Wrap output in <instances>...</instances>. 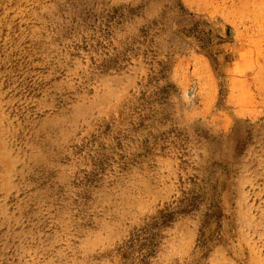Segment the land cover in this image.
Segmentation results:
<instances>
[{"label":"rangeland","instance_id":"rangeland-1","mask_svg":"<svg viewBox=\"0 0 264 264\" xmlns=\"http://www.w3.org/2000/svg\"><path fill=\"white\" fill-rule=\"evenodd\" d=\"M0 264H264V0H0Z\"/></svg>","mask_w":264,"mask_h":264},{"label":"trees","instance_id":"trees-1","mask_svg":"<svg viewBox=\"0 0 264 264\" xmlns=\"http://www.w3.org/2000/svg\"><path fill=\"white\" fill-rule=\"evenodd\" d=\"M186 212V209H182L179 211H168L163 210L160 212L159 216L155 217L153 221V225L156 227H163L170 224L174 219L176 214L178 213H184ZM157 237V233H153L150 237H147L145 240L147 247H150V249L144 254V257L141 259V261L145 262L146 258L149 257L152 253V247L154 246V241Z\"/></svg>","mask_w":264,"mask_h":264}]
</instances>
